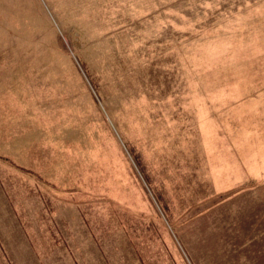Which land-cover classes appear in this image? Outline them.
<instances>
[{"label":"rangeland","instance_id":"1","mask_svg":"<svg viewBox=\"0 0 264 264\" xmlns=\"http://www.w3.org/2000/svg\"><path fill=\"white\" fill-rule=\"evenodd\" d=\"M58 237L264 264V0H0V264Z\"/></svg>","mask_w":264,"mask_h":264},{"label":"crops","instance_id":"2","mask_svg":"<svg viewBox=\"0 0 264 264\" xmlns=\"http://www.w3.org/2000/svg\"><path fill=\"white\" fill-rule=\"evenodd\" d=\"M59 232V231H58ZM62 235V234H61ZM65 246L66 247V253L59 254V250ZM70 248H72L70 250ZM78 246H72L68 247L61 243V240H59V237L56 239L55 244L49 247V250L54 251L58 253V258L60 259L58 264H83L82 261L79 259L80 256L77 255L79 249Z\"/></svg>","mask_w":264,"mask_h":264}]
</instances>
